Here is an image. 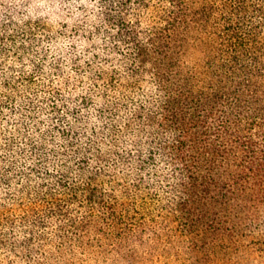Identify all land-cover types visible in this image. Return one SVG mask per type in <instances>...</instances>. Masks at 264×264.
Listing matches in <instances>:
<instances>
[{"label": "trees", "instance_id": "obj_1", "mask_svg": "<svg viewBox=\"0 0 264 264\" xmlns=\"http://www.w3.org/2000/svg\"><path fill=\"white\" fill-rule=\"evenodd\" d=\"M0 264H264V0H0Z\"/></svg>", "mask_w": 264, "mask_h": 264}]
</instances>
